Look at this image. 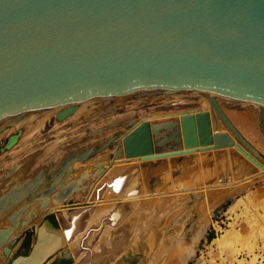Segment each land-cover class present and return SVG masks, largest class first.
<instances>
[{
    "label": "water",
    "instance_id": "95a60500",
    "mask_svg": "<svg viewBox=\"0 0 264 264\" xmlns=\"http://www.w3.org/2000/svg\"><path fill=\"white\" fill-rule=\"evenodd\" d=\"M180 91L202 95L209 109L129 121L111 155L139 159L147 194L196 185L199 168L210 172L205 185L224 180L214 165L227 149L264 170V155L218 101L256 104L264 136V0H0L1 152L49 117L43 132L72 116L78 103ZM126 175L110 185L118 190ZM43 225L8 264H42L62 246L56 229L58 243L45 245ZM13 230H0L1 244Z\"/></svg>",
    "mask_w": 264,
    "mask_h": 264
},
{
    "label": "rangeland",
    "instance_id": "374dc122",
    "mask_svg": "<svg viewBox=\"0 0 264 264\" xmlns=\"http://www.w3.org/2000/svg\"><path fill=\"white\" fill-rule=\"evenodd\" d=\"M218 101L239 131L264 155V136L260 127L257 105L224 98H219ZM192 109H209L208 102L202 95L187 91L151 93L142 96L130 94L108 97L99 101L83 102L75 114L62 122L55 121L48 131L43 132L42 130L45 122L49 121L51 117L27 130L10 149L0 151V169H3L6 165L13 164L28 155L35 158L40 153L39 157H41L45 149L55 145L50 152L47 151L45 156L37 158L31 166V170H35L36 167L46 165L44 167H47V173H49L47 174L46 186L40 188L33 196L25 197L26 200L23 202L18 200L15 203L13 200L11 203L14 204L11 205L10 203L3 213L14 214L19 212L18 222L26 218H29L30 221L29 224L26 223V226L14 228L10 239L11 241H18L11 246L12 252L9 258L1 253L2 264H8L11 258L26 254L29 251L34 241L35 230L43 222H46L49 231L56 229L61 232V230L71 229L73 226L75 228L71 231L72 235L67 239L66 244L63 243L42 264H143L145 259L143 246H137V248L131 239L134 233L140 237L145 232L141 227L143 225L141 219L138 220V225L132 226L133 223L135 224V216L132 214L136 212L137 205L134 206L136 200L137 203L141 202L144 205H149L150 202L153 203L154 201L158 203L159 208L155 210L157 215L155 214L156 216L150 220V224L156 223L157 217L163 218L167 214L171 216L170 223L167 224L164 221L166 227H163L162 232L165 234L162 235H171L170 244L178 247L174 252L172 246L170 249L171 258L170 260L168 257L166 258L172 264L174 262L178 264L177 258L180 255L178 250L187 248L190 250V254L186 258L185 264H230L231 260H233V264H251L254 255L256 259L253 264H264V236L260 234L261 231L264 233V170H259L253 166L234 148L227 149L226 156L220 158L218 163L214 165L219 175L227 173L228 168L236 167L239 171L237 181L234 184L205 185L204 176L210 175V172L208 170L203 172L199 168L196 175L198 178L192 176V181H195L196 185L191 184L192 186L177 189L170 188L163 193H157V195H147L145 192L139 171L133 168L134 166L138 168L140 162L138 158L128 160L122 155V157L113 159L111 156L116 148V142L121 136L120 134L131 129V127L125 128L126 122L135 121V126L142 120L150 121V119L153 120V117L158 118V116L165 118L176 111ZM218 126L219 129H225L219 120ZM64 141L68 142L69 145L66 149L62 150L56 146ZM2 145H0V149ZM89 147L92 148V151L84 160H76L71 164L72 167L74 166L73 171L78 179V184L87 183L85 184L84 195L76 192L65 200L58 195V199L65 204L64 210L46 211L41 207L39 208L40 196L48 195L47 197H49L54 191L56 193L59 188L53 174L61 171V167L69 161L72 155L75 158ZM110 172L122 173V175L129 172L131 175L129 182L132 187L123 189L117 199V202L124 201L126 203L123 206L126 207L124 208L126 212L114 222L111 216L116 205L114 207L112 205L94 222L92 221L94 212L104 194L107 191L117 193L120 190V188L118 190L112 189L110 185L112 181H107L106 177ZM66 179L64 177L63 180L62 178L60 180ZM136 185L139 191L135 189ZM75 187L79 189V185H75ZM108 196L112 197L111 195ZM129 200H132L134 204L129 203ZM232 206L234 208H231ZM31 211L37 212L35 215H40L37 223L32 222L34 217H31ZM50 215H53V220L49 218ZM125 216L130 217L126 223L122 224L121 221ZM250 218H255V221L260 223V226L258 225L260 233L255 246L252 244L253 231L250 229L253 226L251 227L247 222ZM6 224L10 226L11 222L7 221ZM125 224L132 226V229L125 230L122 228ZM201 224L204 232L202 231L199 237H195L202 227ZM237 227L241 228V242L238 243V241L227 238L223 241V243L225 242L224 248H219L220 244L217 245L218 243L214 240L227 230ZM76 235H80L77 248L72 253L73 258H67L65 251H69L71 240ZM251 244L252 246H250ZM234 248H239V251L233 253ZM248 249H252V251Z\"/></svg>",
    "mask_w": 264,
    "mask_h": 264
},
{
    "label": "bare ground",
    "instance_id": "6f19581e",
    "mask_svg": "<svg viewBox=\"0 0 264 264\" xmlns=\"http://www.w3.org/2000/svg\"><path fill=\"white\" fill-rule=\"evenodd\" d=\"M172 93H178V92H172ZM81 103H83V102H81ZM81 103L77 104V109L74 112V114L79 110ZM151 117H153V116H151ZM157 119H161V118H159V116H158V118L153 117V120H157ZM151 120L152 119H150V122H151ZM132 122H133V125H134L135 121H132ZM127 128H129V127H127ZM25 132L21 133L20 138L18 139V141L22 138V136L25 134ZM53 146H55V145H51V146H49V148L45 149L43 151V155L41 157H39L40 153H39V155L37 154L35 158H33L32 155L31 156L28 155L27 157H25L23 159H20V160H17L13 164L10 163V164L6 165V167H4L3 169H0V200H3V202H0V228H2V229H4V228H18V227L20 228V226H22V227L26 226V223L29 224V221H30L29 218H26V219L18 222L19 212H15L14 214H9V213L3 214V213L5 212V210L7 209V207L10 205V203L13 200H14V202L15 201L17 202L18 200H19V202L20 201L23 202V200H26V198L31 197L34 194H36L35 192L39 191L40 188H43L44 186H46L45 183L48 182L47 181V179H48L47 174H49V173H47V167H44L46 165L44 164V166L42 165V167H36L37 169H35L33 167L35 170H31V166L35 163V160L37 158H42L43 156H45L47 154V151L50 152L52 150ZM56 146H58V147H60V149L62 148V150H64L69 145H68V142L64 141L63 143H58V145H56ZM89 148H87V149H89ZM60 149L58 148V150H60ZM87 149H85V150H87ZM85 150L80 152V154H78L75 158L73 157L74 155H72L71 158H69V161L64 166L61 167L62 168L61 171H59L57 174L56 173L53 174V178L56 180V183H57L59 188L57 187L58 189H57L56 193L54 191V193L53 194L51 193L49 197H47L48 195H46V196L41 195L40 198H39L41 200L39 208L41 207L43 210H46V211L47 210H62V209L64 210L65 209V204L61 200L58 199L59 198L58 195L61 197V199H64V200L67 199L68 197L72 196L76 192L77 193L79 192L81 195H84L85 190H86V185L85 184H87V183L78 184V179L76 178V176L74 174V171H73L74 166L72 167L71 164L74 163L76 160L80 159L81 158V154L84 153ZM91 151H92V148L89 150V152H91ZM87 154H88V152H87ZM215 163H218V161H215ZM96 167H98V164H96ZM228 169H227V173L225 172V174H224V180L220 179V181H218L215 185L234 184V182L237 181V179L233 178L232 167L228 168ZM137 171H139L140 180L142 182V176L143 175H142L141 170L139 168V164H138ZM116 173L117 172H110L109 174H107V177H106L107 181H113L114 178H116L118 176H122V173L121 174L120 173L116 174ZM100 174L102 175V173H100ZM129 176H131V175H130L129 172H127V176H126L125 179H123L122 184L120 186L119 192L111 193L110 191H107L104 194V196L102 197V199L99 202L100 204L97 205V208H96V210L94 212V215H93L94 218H93V220L91 219L92 221H94V222L97 221V219H99L100 216L104 212H106L112 205H113L112 207H114L116 205V209L113 212V215L111 216V219L113 221L116 220L118 217H121V216H123L125 214L126 209H124V208H126V207H123V206L126 203L124 201L117 202V199H118V196L121 195L123 189H129V188L132 187L131 183L129 182ZM221 176L222 175H220V177ZM64 177H66L67 178L66 180H68V181H66V180L61 181L60 180L61 178L63 180ZM75 185H79V189H76ZM64 187H68V191L66 192L65 195H62L59 192V190L61 188H64ZM201 188H202V186H201ZM112 189H114V188L112 187ZM135 189H137L139 191V188H138L137 185H136ZM177 192H179V191H177ZM136 193H137V191H136ZM108 195H111L112 197H109ZM153 195H157V193L156 194L153 193ZM164 196H166V195H164ZM138 200L142 201L140 199H138ZM44 201L46 202V204H45L44 207H42V203ZM146 201H145V203H146ZM129 203L134 204L132 202V200H129ZM13 204L11 203V205H13ZM18 204H20V203H18ZM118 204H120V205H118ZM173 204H175V203L173 202ZM134 206H136V208H135L136 212H133L132 215L135 216L134 217L135 218V224L133 223L132 226L138 225V220L141 219V224L143 223V225L141 227H143V230L145 232H144L143 236H140V237H137V234L134 233V235H132L131 239H132L134 245H136V247L137 246L138 247H142L143 246L144 255H145V259H144V263L143 264H172L171 261H167L166 260L167 257H168L169 260L171 258V252H170L171 250L170 249L173 246L172 244H170L171 243L170 242L171 241V237H170L171 235L170 236L169 235H162V234H165V233L162 232V229H163V227L166 224L165 222H167V224L170 223L171 221L169 222V220H170L171 216L167 214L166 217H163V218L157 217L158 219L155 218L156 219L155 220L156 223H151L150 224V222H151L150 220L152 218H154V216L157 215L155 210H158V208H159L158 207L159 206L158 203H156L154 201L153 203L150 202L149 205L148 204L144 205L141 202L137 203V200H136V204H134ZM233 206L231 208H234ZM36 213L35 212L31 213V215H32L31 217L32 218L34 217L32 219L33 220L32 222H34V223H37L39 221V218H40L39 214L35 215ZM163 214H165V213H163ZM158 215L160 216L161 213L158 214ZM129 217L130 216H125L123 221H121V223L122 224L126 223V221L128 220ZM7 221L11 222L10 226L8 224H6ZM114 222H116V221H114ZM247 222H248V225H250L251 227L253 226V228H250V229H252L251 231H253L252 232L253 234H252L251 237H252V241H253L252 244H253V246H255L256 242L258 240V234L260 233L258 231L260 223L258 224L257 221H255V218L254 219L250 218L249 220H247ZM202 223H203V219H202ZM132 226H130L128 224L127 225L125 224L124 227H122V228H124L125 230L126 229L129 230V229H132ZM42 228H44L43 231H42V235L44 236L43 238H44V242L46 243L45 245H47V246L49 245L50 246L52 244V242L54 244L55 243L57 244L58 241H59L57 234L54 233L53 231L47 230L48 227H46L44 225H43ZM74 228H75V226H73L71 229L61 230L60 239L63 241L64 245L66 244L67 239L70 238V236L72 235L71 231H73ZM2 229H0V230H2ZM203 230L204 229H203V225H202V227L196 233L197 235H195V237L196 236L199 237L202 234ZM240 230H241V228H238V227L236 229L231 228V229L227 230L226 232H224V234H221L219 237H217L216 240H214V242H217L218 243L217 245L220 244L219 248H224L223 246H224L225 242L223 243V241L226 240L227 238H231L234 241H238V243H239V242H241L240 241L241 240V235H240L241 232H240ZM260 234H262V236H264V233H262V231H261ZM79 237H80V235H76V237H74V239L71 240L72 242L70 241L71 244L69 246L70 247L69 251H68L69 253L72 254L76 250L77 245H78L77 242L79 240ZM10 240L11 239L9 238L7 240V242L2 243V244L0 243V264L3 263V260H2V257H1L2 256L1 253H3L2 249H3L4 246L8 245ZM252 244L250 246H252ZM174 245H175V243H174ZM173 249H174L173 251L175 252V250L178 249V247H174L173 246ZM187 249L178 250V251H180L179 252L180 253L179 258H177L178 264H185L186 258H188V255L190 254V250H187ZM241 249H242V246H241ZM221 250H223V249H221ZM248 250L252 251V249H248ZM232 251H233V253H237L239 251V248H234V250H232ZM11 252H12V248H11ZM173 254H175V253H173ZM231 254H232V252H231ZM255 259L256 258H255V255H254L252 257L250 263L253 264ZM173 264H175V262ZM230 264H233V260L230 261Z\"/></svg>",
    "mask_w": 264,
    "mask_h": 264
},
{
    "label": "flooded vegetation",
    "instance_id": "af4514ba",
    "mask_svg": "<svg viewBox=\"0 0 264 264\" xmlns=\"http://www.w3.org/2000/svg\"><path fill=\"white\" fill-rule=\"evenodd\" d=\"M50 218V217H49ZM14 241V244L18 241V240H13ZM22 243H24V242H22ZM78 250V249H77ZM66 253V256H67V258H69V257H72L73 258V256H72V254L71 253H69L68 251H65ZM4 255V254H3ZM10 262V261H9ZM8 262V263H9Z\"/></svg>",
    "mask_w": 264,
    "mask_h": 264
},
{
    "label": "trees",
    "instance_id": "16d2710c",
    "mask_svg": "<svg viewBox=\"0 0 264 264\" xmlns=\"http://www.w3.org/2000/svg\"><path fill=\"white\" fill-rule=\"evenodd\" d=\"M49 217L53 220V215H50Z\"/></svg>",
    "mask_w": 264,
    "mask_h": 264
}]
</instances>
